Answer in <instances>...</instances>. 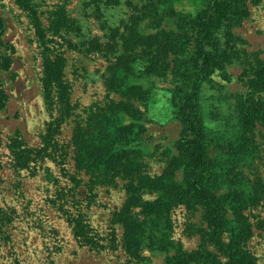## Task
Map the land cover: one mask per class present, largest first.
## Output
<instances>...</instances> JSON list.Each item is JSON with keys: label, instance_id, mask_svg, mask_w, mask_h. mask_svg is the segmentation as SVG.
<instances>
[{"label": "rangeland", "instance_id": "obj_1", "mask_svg": "<svg viewBox=\"0 0 264 264\" xmlns=\"http://www.w3.org/2000/svg\"><path fill=\"white\" fill-rule=\"evenodd\" d=\"M200 1L0 0L1 41L10 46L9 66L0 68L6 98L0 109V264H171L201 249L227 261L223 245L237 233L240 215L252 229L245 249L254 264H264V121L246 130L238 118L250 92V63L264 62V0L246 2L248 15L230 25L229 43L219 33L213 49L222 52L230 78L213 75L191 108L193 137L210 160L202 179L223 199L228 223L202 244L207 226L199 202L142 212L144 203L165 196L157 181L184 187L180 98L171 76L179 56L159 55L161 68L152 71L144 47L154 48V37L166 32L186 37L176 14L195 13ZM135 37L131 71L119 73V86L109 89L113 52L131 47ZM47 49L65 59L74 113L56 133L48 131L42 85ZM253 97L264 111V90ZM75 131L105 137L106 149L95 145L96 153L121 158V165L77 167ZM50 134L47 151L34 152ZM245 142L249 146L238 152ZM233 153L238 164L227 159ZM234 207H241L238 214Z\"/></svg>", "mask_w": 264, "mask_h": 264}, {"label": "trees", "instance_id": "obj_2", "mask_svg": "<svg viewBox=\"0 0 264 264\" xmlns=\"http://www.w3.org/2000/svg\"><path fill=\"white\" fill-rule=\"evenodd\" d=\"M248 1L251 4H257L260 0H201L199 2L201 6L195 9V13L176 14L187 28L188 34L186 37H180L177 34L173 36L170 34L174 33L166 32L162 37L155 36L153 41L155 47L151 49L144 47L146 51L143 52V54L150 56L149 59H146V68L152 71L161 68V64L155 62L159 55H166L170 52L179 56L174 64L171 76L174 80V91L180 98L176 106V112L183 125L182 135L179 139V149L184 162V187L178 184L157 181L156 185L162 188L165 196L144 203L142 212L146 215H154L162 213L165 209L175 206L177 203L188 205L192 200L199 202L204 207L203 218L207 226V229L203 230L202 244L209 235H221V227L223 228L228 221L225 218L227 211L223 206V199L215 197L211 188L202 179L201 171L208 167L210 160L206 155L204 145L196 137H193L194 119L191 108L196 102L200 87L205 82H211L213 75L220 76L223 80H229L230 75L225 71V63L222 60L223 54L222 52L217 53L213 47L219 44L216 41V38H219V33L226 35L229 43L231 38L230 25L232 23L239 24L248 15L246 8V2ZM166 9L169 11L170 7H166ZM5 29L4 19L0 17L1 69H7L10 63V46L4 45L1 41ZM35 29L42 38L43 30L38 23L35 24ZM133 35H138V33L135 32ZM137 41L138 38L131 47L121 46L122 50L119 54H117V51L113 52L116 54L114 58L116 61L109 67L110 76L106 79V85L109 89L119 86V73L124 70L131 71L130 68L134 62L131 60L136 58L135 55H138V52L134 50ZM3 47L4 51L1 50ZM95 48L98 51L102 50L97 45ZM52 50L47 49L49 53L44 57L42 85L50 110L48 131L56 133L58 126L66 122L74 113L71 103V87L65 78V59L59 54H52ZM247 72L251 76L249 80L250 92L239 105L238 118L240 125L249 130L254 128L257 123L260 124L264 121V111L260 105L261 103L253 97L254 93L264 90V62L260 59H254L250 63ZM5 99L3 92L0 90V109ZM101 118H104V116L101 115ZM50 135L51 139L45 146L33 151L37 154L46 152L52 141L53 135ZM71 143H73L72 146L75 149L77 148L76 151L80 155L77 167L90 169L97 162L101 166L113 164L110 167L112 169L122 163L121 158H107L105 154L98 155L96 153L95 145H97V150L104 151L106 149L105 137L93 140L90 135L86 136L84 132L83 135H80L75 131ZM248 146V142H245L237 151L239 152L240 149ZM236 155L233 153L232 159L227 158L230 163L238 164L240 160L236 159ZM211 176H213L214 181L217 175ZM167 204L171 205L166 206ZM233 209L238 214L241 207H234ZM235 230H237V233L232 235L229 244L223 245L227 261H220L215 255L201 249L183 256H177L171 264H189L192 262L203 264H254L252 255L245 249V242L252 235L251 224L247 222V217L239 216V223H236Z\"/></svg>", "mask_w": 264, "mask_h": 264}]
</instances>
